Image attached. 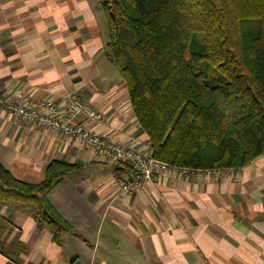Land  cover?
<instances>
[{"label":"crops","instance_id":"obj_1","mask_svg":"<svg viewBox=\"0 0 264 264\" xmlns=\"http://www.w3.org/2000/svg\"><path fill=\"white\" fill-rule=\"evenodd\" d=\"M106 44L99 0H0V163L30 184L52 161L77 165L47 197L83 236L55 243L32 215L0 205V264H264V157L238 170L157 172L126 195L111 158L9 112L17 92L59 106L76 97L103 117L83 118L87 128L149 152Z\"/></svg>","mask_w":264,"mask_h":264},{"label":"trees","instance_id":"obj_2","mask_svg":"<svg viewBox=\"0 0 264 264\" xmlns=\"http://www.w3.org/2000/svg\"><path fill=\"white\" fill-rule=\"evenodd\" d=\"M106 55L121 72L151 156L190 171L241 169L264 157V0H99ZM52 161L41 183L0 163V205L83 238L48 194L77 170ZM118 174H134L119 164Z\"/></svg>","mask_w":264,"mask_h":264},{"label":"built area","instance_id":"obj_3","mask_svg":"<svg viewBox=\"0 0 264 264\" xmlns=\"http://www.w3.org/2000/svg\"><path fill=\"white\" fill-rule=\"evenodd\" d=\"M5 104L0 97V106ZM9 112L18 120L32 123L40 128L52 129L68 139L79 140L92 149L98 158H111L117 164H128L134 174H121L117 181L123 194L130 195L137 191L145 180L152 178L157 172L174 170L189 171L171 167L151 156V152H143L125 147L102 137L87 128L81 120L100 122L103 117L78 98L73 97L63 106L45 100H36L17 92L14 99L7 104Z\"/></svg>","mask_w":264,"mask_h":264},{"label":"water","instance_id":"obj_4","mask_svg":"<svg viewBox=\"0 0 264 264\" xmlns=\"http://www.w3.org/2000/svg\"><path fill=\"white\" fill-rule=\"evenodd\" d=\"M75 264H80L79 262H76Z\"/></svg>","mask_w":264,"mask_h":264}]
</instances>
